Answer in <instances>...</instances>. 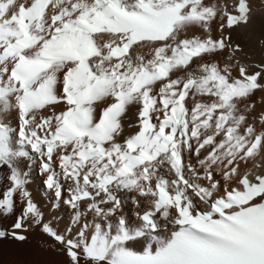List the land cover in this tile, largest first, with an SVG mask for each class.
<instances>
[{"label": "snow or ice", "instance_id": "6c2138e0", "mask_svg": "<svg viewBox=\"0 0 264 264\" xmlns=\"http://www.w3.org/2000/svg\"><path fill=\"white\" fill-rule=\"evenodd\" d=\"M228 5L0 0V242L39 232L65 264H264V131L240 107L264 66L235 58L225 28L255 21L249 0Z\"/></svg>", "mask_w": 264, "mask_h": 264}, {"label": "bare ground", "instance_id": "6f19581e", "mask_svg": "<svg viewBox=\"0 0 264 264\" xmlns=\"http://www.w3.org/2000/svg\"><path fill=\"white\" fill-rule=\"evenodd\" d=\"M210 3L216 4L218 7H224L226 0H209ZM253 3L254 12L252 14L255 21L254 26L235 27L231 30H224V35L229 34L234 44L240 46L239 51L235 53V58L239 60L240 64L245 66L250 73L255 71V65L264 66V8L261 6V0H251ZM230 5V0H229ZM228 5V6H229ZM212 33L215 38L221 36L217 30V25H212ZM193 34L202 35V33L193 29L189 31L188 35ZM148 55L147 52L144 53ZM228 53L217 56L214 62H218L221 66L225 63H232L227 59ZM247 65L250 66L247 67ZM233 75H238V72L233 69ZM260 97V98H259ZM57 106V111L62 109ZM243 113L248 117V122L252 124L257 132L264 130V91L257 90L251 95L245 105H240ZM250 109V110H249ZM47 114V111L45 112ZM136 120V110L132 108L127 113V118L124 120V135L134 133L135 128H129L128 125L134 123ZM245 168H242L244 171ZM0 176H6V173L0 172ZM43 176L36 175L33 172L32 182L29 184V190L33 196L34 201L41 207L44 212V219L50 221L53 226L59 227L63 230L68 223L69 214L67 208H61L57 211L51 210L49 203V194L45 192L43 186ZM6 187L5 182H0V192ZM130 218L132 217L133 206L129 203L125 209ZM12 223L11 218L0 217V226H8ZM43 238L39 232H33L30 236V241L25 245H18L16 243L0 242V264H65V257L56 251H44L42 248Z\"/></svg>", "mask_w": 264, "mask_h": 264}, {"label": "rangeland", "instance_id": "374dc122", "mask_svg": "<svg viewBox=\"0 0 264 264\" xmlns=\"http://www.w3.org/2000/svg\"><path fill=\"white\" fill-rule=\"evenodd\" d=\"M252 3V2H251ZM252 5H253V3H252ZM260 98V97H259Z\"/></svg>", "mask_w": 264, "mask_h": 264}]
</instances>
